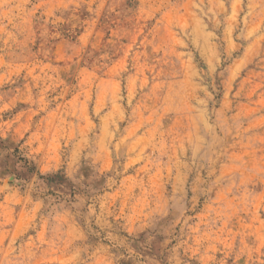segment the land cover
<instances>
[{"label":"rangeland","instance_id":"rangeland-1","mask_svg":"<svg viewBox=\"0 0 264 264\" xmlns=\"http://www.w3.org/2000/svg\"><path fill=\"white\" fill-rule=\"evenodd\" d=\"M0 264H264V0H0Z\"/></svg>","mask_w":264,"mask_h":264}]
</instances>
